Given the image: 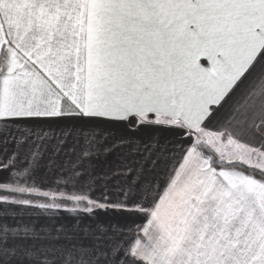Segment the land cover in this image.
I'll return each instance as SVG.
<instances>
[{
	"label": "snow or ice",
	"instance_id": "snow-or-ice-1",
	"mask_svg": "<svg viewBox=\"0 0 264 264\" xmlns=\"http://www.w3.org/2000/svg\"><path fill=\"white\" fill-rule=\"evenodd\" d=\"M0 264H264V0H0Z\"/></svg>",
	"mask_w": 264,
	"mask_h": 264
},
{
	"label": "crops",
	"instance_id": "crops-1",
	"mask_svg": "<svg viewBox=\"0 0 264 264\" xmlns=\"http://www.w3.org/2000/svg\"><path fill=\"white\" fill-rule=\"evenodd\" d=\"M206 63V62H205Z\"/></svg>",
	"mask_w": 264,
	"mask_h": 264
}]
</instances>
